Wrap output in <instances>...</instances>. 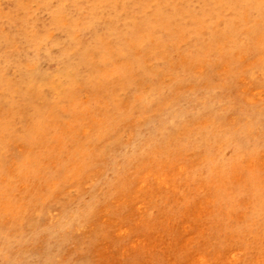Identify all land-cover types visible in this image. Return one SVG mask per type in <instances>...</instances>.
Masks as SVG:
<instances>
[{
	"label": "rangeland",
	"instance_id": "374dc122",
	"mask_svg": "<svg viewBox=\"0 0 264 264\" xmlns=\"http://www.w3.org/2000/svg\"><path fill=\"white\" fill-rule=\"evenodd\" d=\"M263 108L264 0H0V264H264Z\"/></svg>",
	"mask_w": 264,
	"mask_h": 264
},
{
	"label": "bare ground",
	"instance_id": "6f19581e",
	"mask_svg": "<svg viewBox=\"0 0 264 264\" xmlns=\"http://www.w3.org/2000/svg\"><path fill=\"white\" fill-rule=\"evenodd\" d=\"M249 108H250V107H249ZM263 109H264V108H263ZM263 109H261V110H263ZM251 111H252V110H251ZM253 112H254V111H253ZM263 112H264V111H263ZM249 116H250L249 123L252 124L253 122H255V119H254L253 117H251V116H252L251 113H250ZM206 131H207V129H206ZM243 131H245V132H244L245 136H243V137H244V138H247L248 136H247L246 129L243 130ZM243 131H242V132H243ZM230 132H231V131H230ZM237 133H240V132H237ZM227 134H228V133H227ZM240 134H241V133H240ZM244 134H243V135H244ZM219 136H220V135H219ZM219 136H218V137H219ZM224 136H225V134H224ZM224 136H222V137H224ZM226 136H227V135H226ZM226 136H225V137H226ZM237 136H238V134H237ZM238 137H239V136H238ZM220 138H221V137H220ZM244 138H243V139H244ZM224 139H225V138H224ZM241 139H242V138H241ZM220 140H221V139H220ZM222 140H223V139H222ZM238 142H239V141H238ZM227 143H228V142H227ZM242 144H243V143H242ZM211 145H212V144H211ZM239 145H240V144H239ZM208 147H209V146H208ZM211 147H213V146H211ZM255 147H256V146H255ZM257 147H259V146H257ZM257 147H256V148H257ZM213 148H214V147H213ZM208 149H209V148H208ZM258 149H259V148H258ZM187 150H188V149H187ZM213 150H214V149H213ZM217 150H218V149H217ZM255 150H256V149H255ZM212 153H213V151H212ZM215 153H216V152H215ZM240 153H242V152L240 151ZM211 155H212V156H211ZM211 155H210V158H213V157H214L213 154H211ZM235 155H236V154H235ZM240 155H241V154H240ZM256 155H257V152H256ZM216 156H217V155H216ZM236 156H237V155H236ZM237 158H238V157H237ZM237 158H236V159H237ZM213 160H214V159H213ZM82 162H83V161H82ZM161 177H162V176H161ZM162 178H163V177H162ZM158 182H161V180L159 179ZM160 186H161V185H160ZM162 189H163L165 192H166V191L168 192V189H167L166 186L162 187ZM170 191H171V190H170ZM154 196H155V194H154ZM220 199H222V198H220ZM142 202H143V201H142ZM93 210H94V209H93ZM90 211H91V210H90ZM94 211H95V210H94ZM89 213H90V212H89ZM93 213H94V212H93ZM93 215H94V214H93Z\"/></svg>",
	"mask_w": 264,
	"mask_h": 264
}]
</instances>
